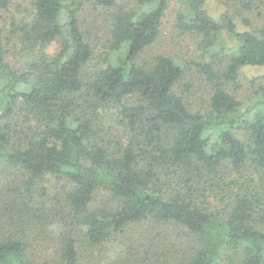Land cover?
Segmentation results:
<instances>
[{"label":"trees","instance_id":"trees-1","mask_svg":"<svg viewBox=\"0 0 264 264\" xmlns=\"http://www.w3.org/2000/svg\"><path fill=\"white\" fill-rule=\"evenodd\" d=\"M87 1L32 0L7 33L0 29V264H95L87 248L143 222L186 230L183 264H264L255 190L264 180V86L243 112L222 87L242 67L264 66V25L240 31L229 13L212 16L207 0H179V29L201 34L213 58L228 56L222 69L204 66L215 88L203 114L174 90L183 70L173 57L140 60L160 36L169 0H137L135 9L92 0L114 8L99 52ZM11 5L0 0V18ZM4 39L20 47L23 67L8 60ZM106 106L117 108L124 141L103 137ZM51 177L60 186L49 195L42 188L50 200L36 206L40 181Z\"/></svg>","mask_w":264,"mask_h":264},{"label":"rangeland","instance_id":"rangeland-1","mask_svg":"<svg viewBox=\"0 0 264 264\" xmlns=\"http://www.w3.org/2000/svg\"><path fill=\"white\" fill-rule=\"evenodd\" d=\"M31 2L32 0H12L10 10L3 11L4 16L0 18V29L7 33L6 26L13 17H20L23 12L32 10ZM116 3L118 6L128 9H135L138 6L137 0H116ZM18 4H22L23 7ZM20 8L22 13L19 12ZM206 8L214 17H218L224 12L229 13L240 31H255L264 25V0H207ZM181 9L182 3L179 0H169L168 8L162 18L160 36L144 51L140 60L150 62L160 54L173 57L183 70L174 90L184 96L190 109L208 114L215 81L209 77L204 66L210 62L213 70L222 69L228 61V56L226 57L222 53L221 56L213 58L214 52L206 53L202 48L201 34L179 29L177 17ZM84 10V21L89 26L87 32L92 35L94 48L96 52H99L103 48L108 34V13L114 12V8L113 10L111 8L104 9L89 0ZM244 18H248L250 24H246ZM223 36V43L227 47H232L235 41L226 32L223 33ZM5 46L7 50H10L8 60L15 66L23 67L25 63L22 64L21 59L24 57L20 47L11 41H6ZM56 48L57 44L55 43L46 49V52L52 54ZM38 51L44 50L39 49ZM263 86L264 66H244L240 69L236 80L222 82V87L241 102V112L253 107L262 98ZM132 101L133 99H130L129 103ZM108 107L102 108L105 111V114L102 115L105 120L102 119L103 124L100 123L103 130L102 135L106 140L115 144L124 141L125 130L120 124L117 108L115 106ZM40 182V191L36 190L34 196L40 200L34 203L36 206L43 205L42 200H48L47 195L61 184L54 177L45 178ZM42 188L49 189L47 195L43 194ZM255 190L264 204L263 179L258 180ZM99 200H103V197H99ZM45 206L54 212L60 211L53 207L49 201ZM188 235L186 230L173 223L143 222L128 227L105 245L87 248L84 251L85 260L92 253L90 257L95 264H183L184 256L188 251H191L192 246V239ZM124 244L131 245V247L123 253L124 257H116L118 251L123 252L125 249ZM225 263L235 264L229 260Z\"/></svg>","mask_w":264,"mask_h":264}]
</instances>
